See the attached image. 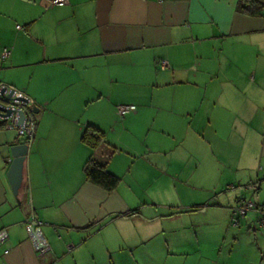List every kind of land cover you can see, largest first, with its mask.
Here are the masks:
<instances>
[{"label":"crops","instance_id":"1","mask_svg":"<svg viewBox=\"0 0 264 264\" xmlns=\"http://www.w3.org/2000/svg\"><path fill=\"white\" fill-rule=\"evenodd\" d=\"M238 2L0 0V55L10 50L0 84L40 109L19 196L7 177L18 131L0 128V264H116L118 250L147 242L156 218L119 185L109 192L86 179L90 157L118 173L117 154L108 160L103 144L81 140L98 126L83 118L93 104H138L136 116L153 107L179 145L234 130L240 167L259 162L264 173V11L240 13ZM29 223L42 229L43 249Z\"/></svg>","mask_w":264,"mask_h":264},{"label":"rangeland","instance_id":"2","mask_svg":"<svg viewBox=\"0 0 264 264\" xmlns=\"http://www.w3.org/2000/svg\"><path fill=\"white\" fill-rule=\"evenodd\" d=\"M117 106L113 111L109 104H93L83 118L106 132L101 149L108 160L117 154L113 169L121 177L118 188L156 219L144 223L147 242L118 250L116 264H264V226L258 212L235 214L240 198L264 204V173L257 175L262 163H246L254 170L240 167L237 132L225 129L221 135L209 129L194 147L179 145L157 109L145 106L136 116V104L137 112L123 117ZM254 183L260 185L258 191L249 187Z\"/></svg>","mask_w":264,"mask_h":264},{"label":"water","instance_id":"3","mask_svg":"<svg viewBox=\"0 0 264 264\" xmlns=\"http://www.w3.org/2000/svg\"><path fill=\"white\" fill-rule=\"evenodd\" d=\"M15 91L16 89L8 91L7 87L0 89V122L6 124L4 128L7 130L24 127L28 121L34 122V114L39 113L40 110L37 106H33L31 111L28 106L30 99L25 96L19 97L15 95ZM35 129L36 126L34 124V133ZM33 140L34 135L29 141H26L18 134L13 140L7 142V148L10 153L7 177L16 196L20 195L24 185L25 163ZM27 231L29 237L39 243L41 249L48 245L42 229L37 227L36 224L29 223Z\"/></svg>","mask_w":264,"mask_h":264},{"label":"trees","instance_id":"4","mask_svg":"<svg viewBox=\"0 0 264 264\" xmlns=\"http://www.w3.org/2000/svg\"><path fill=\"white\" fill-rule=\"evenodd\" d=\"M237 10L240 13L255 15L263 13L264 4L254 0H239ZM4 126H6V124L0 122V128H4ZM25 140L29 141L30 139L26 138ZM81 140L90 149L96 150L106 142V133L94 124H87L83 130ZM115 152L116 151L114 150L110 156ZM85 174L88 181L109 192L115 190L121 182L119 176L108 170L107 162L96 160L93 157H90L85 164ZM133 212L135 213V211Z\"/></svg>","mask_w":264,"mask_h":264},{"label":"built area","instance_id":"5","mask_svg":"<svg viewBox=\"0 0 264 264\" xmlns=\"http://www.w3.org/2000/svg\"><path fill=\"white\" fill-rule=\"evenodd\" d=\"M49 1H50V3L52 5H57V6H64V5L69 3V0H49ZM160 1H164V0H160ZM9 54H10V50L5 48L2 51L1 55H0V60L6 59L9 56ZM161 64H162V67L165 68V66L167 65V62L166 61H162ZM2 87H7L8 91L10 89H14L13 87H10L8 85L0 84V89ZM15 95H17L19 97H24L23 93L19 92L17 90L15 91ZM32 104H33V102L30 101L28 103V106L32 107ZM117 110H118V113L121 116L124 117L128 113H130L132 111H135L136 110V106L133 105V104H120V105L117 106ZM33 125H34V122H30V121L26 122L24 127H18L17 128L18 129V134L20 136H24L25 138L31 139L33 137V135H34ZM249 187L252 188L254 191H258L259 184L258 183H254V184L250 185ZM250 210H256L258 212V214L260 216L259 219H260L262 225L264 226V206L255 204V203H253L250 200L241 199L240 198V200H238L237 206L235 207V214L238 217H243ZM3 241H4V235L0 234V244H2ZM47 249L48 248H46V250ZM5 252L8 253V251H5Z\"/></svg>","mask_w":264,"mask_h":264}]
</instances>
